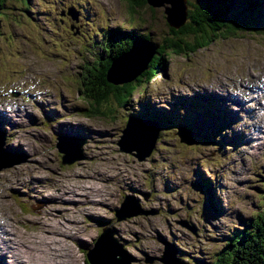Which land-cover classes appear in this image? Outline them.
<instances>
[{
  "label": "rangeland",
  "instance_id": "obj_1",
  "mask_svg": "<svg viewBox=\"0 0 264 264\" xmlns=\"http://www.w3.org/2000/svg\"><path fill=\"white\" fill-rule=\"evenodd\" d=\"M250 1L252 9L244 0L227 5V20L242 32L192 53L168 55L164 69L139 86L125 106L109 100V108L99 109L102 115L91 114L78 95L81 66L105 60L108 36L126 35L111 41L114 48L135 36L158 43L168 4L150 10H132L121 0L4 4L0 106L8 117L0 122V151L6 159L0 163V264H23L28 246L44 254L49 243L70 253L73 264H84L87 253L94 255L101 230L111 232L120 250L107 238L103 244L124 253L129 264H163L168 247L178 264H217L215 255L230 235L250 230L249 221L263 211L264 0ZM184 2L186 9L222 5L219 0ZM70 7L78 20L60 15ZM141 57L108 77L127 79L117 75L142 67ZM208 100L214 101L212 113ZM127 118L156 124L157 138L142 161L135 151L117 145ZM146 126L131 124L142 132ZM179 128L189 132V143L179 140ZM134 135L129 132L122 146L141 151L147 140L140 134L136 141ZM135 206L156 213L115 219V211L132 212ZM5 224L13 239L2 231ZM46 231L53 233L51 239ZM104 245L102 251L108 250ZM10 247L20 255H12ZM116 258L124 264L123 257ZM106 263L114 264L110 258Z\"/></svg>",
  "mask_w": 264,
  "mask_h": 264
},
{
  "label": "trees",
  "instance_id": "obj_2",
  "mask_svg": "<svg viewBox=\"0 0 264 264\" xmlns=\"http://www.w3.org/2000/svg\"><path fill=\"white\" fill-rule=\"evenodd\" d=\"M8 0H0V17L3 6ZM27 4L28 0H17ZM127 3L132 10L154 9L148 4V0H121ZM222 4L219 8L189 5L185 10L184 22L178 28L168 25L165 20L166 30L156 45L152 54L140 69H136L127 79L115 81L107 75V70L117 56L125 53L133 42L147 40V36H135L126 39L122 45L112 47L111 41L125 38V34L117 35L106 43L105 60L92 61L87 67L81 66L83 71L77 85L78 95L90 107V113L102 115L100 107L109 108V100L114 101L118 107L125 106L132 93L142 84L150 82L155 75L164 69L165 57L168 55H179L181 53H192L198 48L207 46L213 40L220 37H230L236 32H242L244 28L238 26L234 21L227 20V5L231 0H219ZM246 5L254 8L253 1L244 0ZM186 7V6H185ZM148 41V40H147ZM118 78L123 79L121 75ZM112 113V112H111ZM110 114V113H109ZM105 115H107L105 113ZM264 192V191H263ZM263 211L249 221V229L242 228L239 232H233L230 240L226 242L216 256L217 264H264V193L262 199ZM83 263L87 264L85 256Z\"/></svg>",
  "mask_w": 264,
  "mask_h": 264
},
{
  "label": "water",
  "instance_id": "obj_3",
  "mask_svg": "<svg viewBox=\"0 0 264 264\" xmlns=\"http://www.w3.org/2000/svg\"><path fill=\"white\" fill-rule=\"evenodd\" d=\"M162 3L167 4L168 1L167 0H148V4L151 5L152 7H155V8L156 7H160L162 5ZM172 4L174 5L175 9L172 8ZM168 6L169 7L168 8H164V11H163V14L165 15V20H166V22L168 23V25L170 27L178 28L179 26H181L183 24L185 16H186V13H185V10H186L185 2H184V0H171L170 3H168ZM176 9H178V10L176 11ZM64 14L66 16H68L70 18V20H72V21L77 20L78 13L72 7L67 8L66 12L65 13L61 12L60 15L63 16ZM172 14H173L174 18H172ZM74 33H77V29H75ZM140 47H147V50L144 51V53L141 54V56H142L141 57V59H142V61H141L142 62V67H144V65L149 60V58H150V56L152 54V51L156 47V45H154L153 43H151L150 41H147V40L140 41V42H136V41L133 42L130 45L129 49L125 53L117 56L113 61H111L110 66H109V68L107 70V73L111 72L112 70L116 71V69H118L120 63L125 61L124 58L129 57L131 59L134 56H136V54L138 52H140ZM130 62H132V60H130ZM138 69H140V68H138ZM132 123L133 124L134 123L135 124L141 123L142 125L145 124L147 126H146V129H144L145 131L143 130V132H142V131H138V130L132 128L131 127ZM179 131H177V136H178L179 140L181 139L182 141H184V143H189L190 142V134H189V132L186 131V130H181V129ZM129 132H132V133L135 134L134 137H135L136 141H138L137 138H138V136L140 134H142V136H143V142H144V140L145 141L147 140V143L141 144V146H140V149H142L141 151H139V149L136 148L133 145L129 149L123 148L122 145H124L127 142L126 139L124 141V138L125 137H129ZM120 134H121L120 135V139H119V141L117 143V145L120 148V150L121 149L133 150V151L136 152L135 157L139 161H142L145 158H147L148 155L150 154V152L152 150V147L154 145V142H155V140L157 138L158 130H157L156 124L153 123V122L146 121V120H139V119H135V118H127V120L125 122V125H124L123 129L121 130ZM59 140H62V139H59ZM136 141H134V144H135ZM144 148H146V149H145L144 154L142 155ZM59 153L65 154L62 150L60 151V149H59ZM76 153H78V157L77 158H80V150H78ZM63 160H64V157L61 158V163H64ZM69 162H71V161H69ZM125 202L126 201H124V203L121 205V209L125 206ZM155 213H156V211L143 210V209L138 208V206L137 207L135 206V209L132 212H124L123 214H120V211H115L114 217H115V219L117 221H120V220H122L124 218H130V217H135V216H147V215H153ZM177 224L180 225L183 228L185 227L189 231L191 230V233L194 234V230H192L190 227L186 226V222L185 221H179V222H177ZM105 238H107L108 242H111L112 244H114L120 250V247L117 246L116 241L113 238H111V232H109L108 230H101V233L97 236V238L94 241V246H96V243L98 241L104 240ZM163 244L167 245L164 242H163ZM102 245H104V244L102 243ZM104 246L106 248H108L106 245H104ZM167 247H168V245H167ZM169 249H170L169 247L167 249L164 248L163 255L165 256V253H167V251L169 252V254L167 256H165V258H161L162 263L164 262L163 264H178V261L175 258H173V255H172V254H174V252L171 253ZM108 250H109V248H108ZM90 253H87L85 255V259H86L87 264H99L97 259L93 260L92 256L90 257ZM101 253H102V257L104 258L103 264H105L107 259H105L102 251H101ZM116 255H119L120 257H123L125 259L124 264H129L130 259L127 258L126 255H124V253H121L120 251L113 252L112 259L114 261V264H117V263L120 262V260L118 258H116ZM150 261L151 260H148V262H150Z\"/></svg>",
  "mask_w": 264,
  "mask_h": 264
},
{
  "label": "bare ground",
  "instance_id": "obj_4",
  "mask_svg": "<svg viewBox=\"0 0 264 264\" xmlns=\"http://www.w3.org/2000/svg\"><path fill=\"white\" fill-rule=\"evenodd\" d=\"M168 1V3H170V1L171 0H167ZM167 3V4H168ZM172 8H174V5L172 4ZM175 9V8H174ZM142 53H144V51H140V52H138L137 54H136V56L137 55H140L141 56V54ZM125 59V63H122L118 68H119V70L120 71H126L130 66H132V64H130L131 62H130V60H129V57H126V58H124ZM137 59H139V58H137ZM136 59V60H137ZM141 59V58H140ZM132 60V59H131ZM135 60V61H136ZM135 61H133V63H134V65H136L135 63ZM141 61V60H140ZM137 63H139V62H137ZM139 68V67H138ZM138 68H135V69H131V71H129V72H127V74L125 75V77H129V76H131L135 71H136V69H138ZM115 71V70H114ZM119 75H121V77H123L122 76V74H118L117 75V77L119 76ZM110 77H112V76H110ZM125 77H123V78H125ZM113 78V77H112ZM114 79V78H113ZM60 130V129H59ZM12 131V130H11ZM72 132V131H71ZM71 132H69V133H71ZM144 135V134H143ZM12 138L13 139H16V136L13 134L12 135ZM3 153H5L4 151H0V163H1V161H5L6 159H5V156H3ZM66 157H67V154H66ZM10 228V226L9 225H7V224H5L4 225V227H3V229H2V231L3 232H5L7 235H8V237H10V236H12V239H13V235H12V232L11 231H9V230H7V228ZM46 234H47V236L48 237H46V238H48V239H51L52 238V236H53V233L51 232V231H46ZM42 235V234H41ZM61 235V234H60ZM54 236H56V235H54ZM76 236V235H75ZM40 241V240H39ZM102 243H103V240H100V241H98L97 243H96V246H94L93 245V250H92V252H93V254L94 255H97V257L98 258H95V256L94 255H92V259L93 260H95V259H97V260H100V262L101 263H103L104 262V258L102 257V253H101V251H102ZM14 244V243H13ZM11 245H12V243H11ZM26 245V244H25ZM28 245V244H27ZM31 245V244H30ZM48 246H49V248H48V250L43 254V252H44V250H42V249H39V248H35V246L34 245H31V249H30V247L28 246V251L30 252V255L28 256V258H27V260H22V263L23 264H35L34 263V260L36 259V258H38L39 260L40 259H42L43 261H41L40 260V263L39 264H73V257L71 256V254L70 253H67V252H62V251H60L59 249H57L56 247H53L52 246V243H49L48 244ZM5 247V246H4ZM7 247V246H6ZM20 247V246H19ZM35 249V250H34ZM5 250H7V251H9L8 249H6L5 248ZM26 250V249H25ZM36 250H37V255H34L35 254V252H36ZM10 251L12 252V255H20V253L18 252V251H16L14 248H12V247H10ZM103 252V255H104V257H105V259H109L110 258V260H111V262H113L114 263V261H113V259H112V255H113V252L111 251V249L110 250H103L102 251ZM62 253V254H61ZM120 255V254H119ZM45 256V258H43ZM17 258V257H16ZM22 258H25V255H24V253H22V255H21V257H20V259H22ZM45 261H46V263H45ZM20 263V262H19ZM76 264V263H75ZM107 264V263H106Z\"/></svg>",
  "mask_w": 264,
  "mask_h": 264
},
{
  "label": "flooded vegetation",
  "instance_id": "obj_5",
  "mask_svg": "<svg viewBox=\"0 0 264 264\" xmlns=\"http://www.w3.org/2000/svg\"><path fill=\"white\" fill-rule=\"evenodd\" d=\"M180 262V261H179Z\"/></svg>",
  "mask_w": 264,
  "mask_h": 264
}]
</instances>
